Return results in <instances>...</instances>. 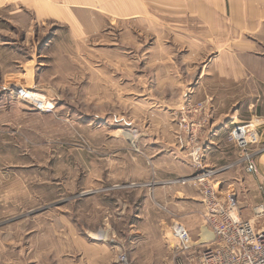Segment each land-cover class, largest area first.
<instances>
[{
  "label": "rangeland",
  "instance_id": "1",
  "mask_svg": "<svg viewBox=\"0 0 264 264\" xmlns=\"http://www.w3.org/2000/svg\"><path fill=\"white\" fill-rule=\"evenodd\" d=\"M199 2L0 1V264H83L107 257L106 246L113 264L121 253L134 264L133 251L140 263L182 264L171 225L188 221L199 238V176L255 216L264 133L256 173L228 133L227 154L206 157L216 114L240 112L245 124L249 104L264 111L250 70L236 85L220 64L236 41L250 58L248 27L236 31L229 0ZM185 118L204 124L195 132ZM199 146L202 166L191 155Z\"/></svg>",
  "mask_w": 264,
  "mask_h": 264
},
{
  "label": "built area",
  "instance_id": "2",
  "mask_svg": "<svg viewBox=\"0 0 264 264\" xmlns=\"http://www.w3.org/2000/svg\"><path fill=\"white\" fill-rule=\"evenodd\" d=\"M17 94L43 110L40 108L41 103L34 101L23 89L17 90ZM203 107L202 104L195 111L202 110ZM184 121L195 132L204 124L200 118L193 119L190 123L186 118ZM234 128L233 140L242 153V162L246 164L248 171L256 173L255 156L260 152L256 149L260 144L259 132L244 123L237 124ZM202 149L199 146L191 154L197 166H202ZM207 177L209 175L195 179L202 185V202L205 204L200 236L195 240L186 224L174 221L171 235L175 239L176 252L179 255H191L197 259L198 264H264V201L256 209L252 219H244L240 215V203L235 192L225 194L219 186L211 184ZM117 262L130 264L125 253L119 255Z\"/></svg>",
  "mask_w": 264,
  "mask_h": 264
},
{
  "label": "crops",
  "instance_id": "3",
  "mask_svg": "<svg viewBox=\"0 0 264 264\" xmlns=\"http://www.w3.org/2000/svg\"><path fill=\"white\" fill-rule=\"evenodd\" d=\"M1 1V0H0ZM135 1V0H132ZM215 2V7L220 6L222 3V0H213ZM204 2V4H202ZM211 4V2H210ZM229 5L231 7V20L237 24H239V29L236 30L238 33H241V26L248 27L249 37H250V45H249V52H250V58L244 60L243 58V52L241 49L240 42L235 43V46H233V51H227L230 53L231 57H233V60H229L226 62H221V68L226 71V80L227 82H232L236 85H243L244 77L248 72V69L251 72L250 77H248V80H251L252 83H256V85L259 87V94L264 95V90H261L262 86H264V0H229ZM199 6L203 8H207V0H200ZM212 6V4H211ZM55 14V13H50ZM76 24L80 25L78 21H76ZM240 45V46H239ZM226 54V53H225ZM229 70V71H228ZM226 82V83H227ZM263 89V88H262ZM262 91V92H261ZM261 101V99L259 100ZM259 105V106H258ZM258 107H256L255 103L249 104L248 107H254L256 108L254 111V114L252 115L253 119L245 124H248L250 127H254L257 132L258 130H261L264 133V111H262L263 104L258 103ZM259 107H261L259 109ZM251 109V108H250ZM216 114V113H215ZM220 117H217V114L213 117V121L211 122V125L209 126L211 134L208 137V144L206 147V157H207V163L208 165L214 164V159L210 158V156L215 151H221V153L227 154L225 145L226 143L222 142V136L224 133H228L227 141L232 143L238 151L240 149L238 148L237 144L233 140V131L234 127L237 124L242 123L241 119L242 116L240 112L237 114H233L231 118L227 119V116L220 120ZM245 121V120H243ZM258 122V123H257ZM261 125V126H260ZM257 127V128H256ZM260 133V141L262 142V134ZM263 144V142H262ZM261 155L258 156L259 158H262L264 156V151L260 153ZM240 155V152H239ZM258 158V159H259ZM200 221V219H199ZM187 226L189 227L190 231L192 232L193 228L192 224L187 221ZM202 224V223H201ZM133 231H135L133 229ZM138 231V230H136ZM135 234H141L135 233ZM192 235L193 234L192 232ZM139 236V235H138ZM194 237V236H193ZM197 240V239H196ZM171 251H174V253H177L174 246ZM106 255H101L100 259H96L93 261V259L89 255H84V262L83 264H113V256L114 251H112L111 248L106 246ZM130 259L134 264H144L139 262L138 254H136L135 251H133L130 255ZM187 256V258H186ZM182 264H198L196 258H192L191 255H182ZM82 264V263H78Z\"/></svg>",
  "mask_w": 264,
  "mask_h": 264
},
{
  "label": "bare ground",
  "instance_id": "4",
  "mask_svg": "<svg viewBox=\"0 0 264 264\" xmlns=\"http://www.w3.org/2000/svg\"><path fill=\"white\" fill-rule=\"evenodd\" d=\"M21 89H22V88H21ZM18 90H19V89H18ZM32 99L35 101V99H34V98H32ZM38 102H40V103H41V105H42V104H44V100H43V101L41 100V101H38ZM42 107H44V105H42L40 108H42ZM206 232H207V231H206ZM95 239H98V238H95Z\"/></svg>",
  "mask_w": 264,
  "mask_h": 264
}]
</instances>
